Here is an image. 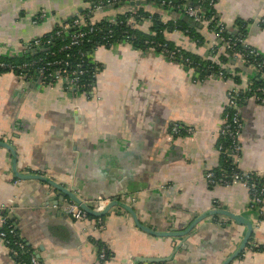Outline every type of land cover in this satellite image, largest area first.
<instances>
[{
  "label": "crops",
  "instance_id": "1",
  "mask_svg": "<svg viewBox=\"0 0 264 264\" xmlns=\"http://www.w3.org/2000/svg\"><path fill=\"white\" fill-rule=\"evenodd\" d=\"M87 6L84 0H0V57L35 52L30 42ZM214 8L226 30L243 35L246 44L264 55V0H215ZM145 9L163 22L180 18L151 5ZM122 11L96 10L92 18ZM150 26L145 20L137 27L154 34ZM200 28V45L181 29L164 30L163 38L201 60L230 56L214 52L218 40ZM92 56L101 68L89 97L64 91L59 83L42 85L35 78L0 73V141L13 148L16 168L11 151L0 147V210L13 208L9 218L31 252L42 264H222L239 246L246 227L214 214L185 236H155L118 205L110 207L99 227L95 218L65 215L61 207L70 200L61 191L17 174L41 175L83 200L124 202L139 223L154 231H181L213 209L240 214L253 230L229 264H264V201L249 209L248 191L240 183L210 185L205 177L220 167L217 145L228 91L264 77L227 59L228 77L198 80L196 69L125 42L98 47ZM240 114L237 166L261 172L264 104L244 101ZM175 121L194 132L172 137L169 127ZM102 246L108 254L105 262L98 257ZM0 264H16L2 241Z\"/></svg>",
  "mask_w": 264,
  "mask_h": 264
},
{
  "label": "built area",
  "instance_id": "2",
  "mask_svg": "<svg viewBox=\"0 0 264 264\" xmlns=\"http://www.w3.org/2000/svg\"><path fill=\"white\" fill-rule=\"evenodd\" d=\"M84 1L91 6L90 11L108 9L109 6L113 8L114 4L117 3V0H99L96 2H93L92 0ZM131 1L135 2L142 0ZM208 2L209 5L214 7V0H208ZM168 4H171L172 7L177 8L178 11L183 13L185 16L192 18L202 27L207 28L208 25L212 22L211 32L216 37V39L221 42V44L217 46L214 52H226L227 50H229V54L233 56L234 59L252 68L258 74L262 75V77H264V55L260 53V51H258L255 47L246 44L243 38L237 36L225 37L224 32H226V27L219 18H216V11L215 13H212L211 17H208L203 11L200 10L199 7L190 5L188 3L174 4L173 2L168 1ZM137 6L138 5H131L127 7L126 10L124 9L122 11L123 13H125L126 11L129 12L130 15L127 21L131 23L132 26H136L137 21H141V23L145 20L150 21L149 17H143L142 15L138 14L136 8ZM107 20L109 23H116L115 15L107 17ZM35 22L36 21H34V23ZM260 22L263 23L264 19H261ZM83 24L84 17L79 13H77L70 21L65 20L61 24H58L59 29L54 32L56 36L61 35V33H68L71 28L75 27L72 34L70 35L69 42L64 44L59 49V51L68 50L71 48V46L80 45L84 42L90 41L86 37V34L99 29V27L97 28L94 26H90L88 30H84L82 29ZM110 31L111 30H109V32ZM184 32L186 31L184 30ZM51 40L52 37L46 38L45 41H42L41 38H36L32 42H30L28 46L30 50L36 51L37 49L39 52H43L42 56L22 63H9L0 60V69H6L7 72L10 73L16 72L18 73V75L23 76H27L24 71L30 69L33 72L32 74H30L31 78H35V81H37L39 84L52 85L54 83H59L61 89L64 91L84 93L86 97H89V95L94 90L95 81L82 82L81 76L87 72V70L83 67L84 63H86L87 61H91L96 65V61L92 56L93 52L89 53L88 58L86 51H81L78 61L75 62V64L71 68H67L69 62L65 57L53 60L48 59L47 54H55L53 51H49L48 47H45V44H50ZM43 42H45V44ZM239 44H243L244 49H239ZM102 46L105 47L104 45H98L94 48V50ZM178 47L182 48L180 46ZM220 47L222 49H220ZM173 54V51L170 52V55ZM65 55L67 56L68 54L66 53ZM219 56L220 54L212 56L210 65H207L206 67V74L203 76V78L201 77L198 80H203L208 77L219 79L226 78L224 71L222 70L223 68H225V64H221V66L216 65L220 64ZM185 61L188 62L187 64H185V66L193 69L189 65V59L186 58ZM98 71V69L94 71L92 76L93 79H96ZM247 100H251L258 104H264V84L259 83L254 85L252 83H245L241 86H234V88L228 91L226 107L221 118L222 123L219 129V137L228 139L229 143L227 146H224L222 142L218 143L217 149L219 152L222 151L225 153V156L229 159L233 167L228 172L220 168V170L218 169L219 172L217 173L214 170L208 171L205 177L210 185L227 186L232 182L240 183L246 188L249 194L248 208L254 210L264 201V169L261 172L248 171L241 170L237 166V160L241 153V145L239 139L241 136V131L243 129V120L241 118L240 108L243 102ZM193 132L194 129L191 126L176 121L172 122L169 127V133L172 137L187 136L191 135ZM83 202L86 204L91 203L93 205V209L99 211L106 205L108 200L97 199L96 201H91L84 199ZM213 202L214 204H217L216 200H214ZM1 209L6 211V215L0 216V241H2L8 248L10 257L16 264H42L41 259H39L34 253L31 252V250L27 247L25 241L19 236L14 222L7 221V218L13 211V208L10 205H7L2 207ZM61 209L65 215L74 220H86L90 216L85 210H83L77 203L73 201L67 202L63 207H61ZM95 221L96 225L99 227L104 222L102 217H96ZM24 254H28L26 258L23 257ZM98 257L103 262L108 259V254L104 246L100 247Z\"/></svg>",
  "mask_w": 264,
  "mask_h": 264
},
{
  "label": "trees",
  "instance_id": "3",
  "mask_svg": "<svg viewBox=\"0 0 264 264\" xmlns=\"http://www.w3.org/2000/svg\"><path fill=\"white\" fill-rule=\"evenodd\" d=\"M93 2L99 1V0H92ZM145 1V4H139L136 8L138 11V14L142 15L143 17H149L151 26L150 30L154 32V34H146L142 33L138 29V25L141 24V21H137V26H132L131 23L127 21L129 17V12H118L115 14L116 17V23H109L107 18H103L100 20H93V11H90L91 6L88 4L87 8L81 10L79 12L80 15H83L84 17V24L82 26V29L88 30L90 26L99 27V29H96L93 32H89L86 34V37L90 40L88 42H84L80 45H74L71 46L70 49L59 51V49L66 43L69 42L70 35L72 34L74 28H71L68 33H61V35L56 36L54 32L59 29L58 25L55 26V28L50 32L47 33L45 36L41 37L42 41H45L46 38L52 37V40L50 44H45V47L49 48V51H53L55 54L50 55L47 54L48 59H59L65 57L66 60H68L69 65L67 68H71L75 62L78 61L80 57L81 51H86L87 57L89 58V53H92L94 48L98 45H104L105 47H110L113 43L117 42H125L129 43L133 47L141 48V49H148L153 48L160 52L162 55L166 56V58L170 60L177 61L185 66L188 62L185 61V59H189L190 63L189 65L193 69H199L198 70V78H203V76L206 74V67L207 65H210L211 59H205L201 60L199 56H195L193 53H190L189 51H186L185 49L179 48L178 45H174L170 41L163 38V31L164 30H173V29H181L185 30L186 34H188L193 40L196 41L198 45L203 43V36L200 33V27L199 26H190L187 23H185L182 19L176 18V20H171L169 22H163L159 16V14L155 12H150L145 9V6H154L162 9L165 12L169 13H178L181 16H185L183 13L179 12L177 8L172 7L171 4H168V1L173 2L174 4L179 3H188L190 5H194L200 8L201 11L205 13L206 16L211 17L212 13H215L214 7L209 5L208 0H142ZM131 0H117V3L114 4L113 8H119L123 9L126 7L131 6ZM215 2V0H214ZM216 18L218 19L217 14L215 13ZM74 17V16H73ZM73 17L67 19V21H70ZM251 21L242 22L243 26L245 27L248 23ZM244 27L241 28V32L244 33ZM212 28V22L208 25L207 30L211 31ZM109 30H111L109 32ZM225 37H232L237 36L240 38H243V35L234 34L233 32H229V30H226L224 32ZM218 44H221V42L218 41ZM179 48V50H178ZM239 49H244L243 44L238 45ZM36 49V48H35ZM174 52L173 55H170V52ZM68 54L67 56L65 54ZM226 53H229V50L226 51ZM43 52H39L36 49L35 54L33 53H24L21 56L13 55L9 57H0L1 61L9 62V63H22L29 61L31 59L38 58L39 56H42ZM227 59H230V61H233L234 64H238L239 61L233 58V56H219L220 64H216L218 66H221V64L225 63ZM83 67L87 70L86 73H84L81 76V81L83 82H90L95 81L93 79V73L96 69L100 70L101 65L99 63L93 64V62H86L83 64ZM243 67H245L243 65ZM236 68V67H235ZM224 71V74L226 77H228L230 74H232L231 71H229L226 68L222 69ZM236 70V69H235ZM7 72L6 69H0V73ZM27 74V77L32 80L31 75L33 72L32 70H25L24 71ZM16 73V72H14ZM18 74V73H16ZM260 76V75H259ZM234 80L236 82H239V78L237 76L234 77ZM264 84V81H258L253 82L252 84ZM223 143L224 146H227L229 143V140L226 138L219 137L218 143ZM233 165L229 161V159L225 156L224 152H220V169H223L225 171H230ZM218 168V169H219ZM218 169H215L214 171L217 173L219 172ZM260 206V205H259ZM6 215V211L0 210V216ZM90 218H95L93 216H89ZM103 218V217H102ZM7 221H12L9 217L7 218ZM13 222V221H12ZM254 246V245H253ZM28 247V246H27ZM29 248V247H28ZM254 248H258L255 247ZM28 254H24L23 257L26 258Z\"/></svg>",
  "mask_w": 264,
  "mask_h": 264
},
{
  "label": "water",
  "instance_id": "4",
  "mask_svg": "<svg viewBox=\"0 0 264 264\" xmlns=\"http://www.w3.org/2000/svg\"><path fill=\"white\" fill-rule=\"evenodd\" d=\"M145 1H135V2H131V5H139V4H145ZM108 8H112L111 6H109ZM175 15H179L178 13H175ZM180 19H182L185 23H187L190 26H199L200 24L195 22L192 18L187 17V16H181ZM36 52V51H35ZM35 52H33V54H35ZM188 68V67H187ZM199 69H197L198 71ZM257 75H260L258 73H256ZM0 147H4L8 150L11 151L12 156H13V160H12V169L15 171L16 168L14 167L15 165V161H14V151L13 148L11 147V145H9L8 143H5L3 141H0ZM17 176H19L20 178H36V179H40L42 181H45L48 183V185H51V189L53 190H58L61 191L63 195L67 196L68 199L70 201H73L75 203H77L83 210H85L89 215L94 216V217H103L107 211L110 209V207L114 206V205H118L120 207H122L124 210L128 211L135 223L137 224V226H139L141 229L148 231L149 233L155 235V236H185L186 234H188L190 232V230L202 219H204L206 216L209 215H214V214H222V215H226L227 217H229L230 219H233L234 221H236L237 223L243 224L246 227V232L239 244V246L237 247V249L231 254L229 255V257H227L222 264H229L233 259H235L246 247V244L252 234V224L251 222H249L247 219H245L242 215L240 214H235L232 212H229L225 209H213L211 211H208V215H201L199 217L194 218V220L188 225V227H186L185 229H182L181 231H176L174 229H168L166 231H154L144 225H142L141 223H139L138 218L136 216L135 211L132 209V207L130 205H127L124 202H121L119 200H112V201H108L106 203V205L99 211H96L93 209V205L91 203H84L83 199L77 197L76 195H74L71 191H68L67 189H65L61 184L56 183L54 181H52L51 179H48L46 177H43L41 175H21V174H17ZM65 196L63 198H65ZM72 219V218H71ZM74 220V219H73ZM153 261H157L153 260Z\"/></svg>",
  "mask_w": 264,
  "mask_h": 264
}]
</instances>
